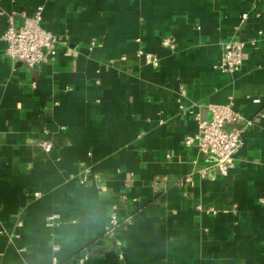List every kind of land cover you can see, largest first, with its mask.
<instances>
[{"label":"crops","instance_id":"obj_1","mask_svg":"<svg viewBox=\"0 0 264 264\" xmlns=\"http://www.w3.org/2000/svg\"><path fill=\"white\" fill-rule=\"evenodd\" d=\"M38 7L58 56L29 68L2 36ZM232 39L244 62L224 73ZM229 103L244 120L226 129H245L244 145L221 176L185 139ZM84 256L264 264V0H0V264Z\"/></svg>","mask_w":264,"mask_h":264},{"label":"built area","instance_id":"obj_2","mask_svg":"<svg viewBox=\"0 0 264 264\" xmlns=\"http://www.w3.org/2000/svg\"><path fill=\"white\" fill-rule=\"evenodd\" d=\"M22 23L16 27L12 17L7 19V28L2 36L5 45V56L11 61L22 62L29 68L38 65L55 62L58 56L59 39L54 34L43 27V7H38L31 15L21 14ZM248 15L242 17V21L247 20ZM163 46L174 48L170 39L163 40ZM257 43L256 39L251 41L252 45ZM246 43L232 39L223 46V57L216 66L221 72H237L244 62V49ZM137 55L144 58L145 62L152 67H159V59L153 54L139 50ZM212 118L210 121L200 120L198 117V133L185 139V145L190 147L194 144L198 149L207 154L213 163V167L221 176H228L234 169L235 159L240 149L244 145L245 129L233 128L227 130L226 126L242 122L244 118L235 111L233 104L210 105ZM43 151L50 154L53 151V144L46 140L40 144ZM209 170L200 172L204 178L209 175ZM188 181V180H186ZM87 177L80 179L81 184H86ZM36 196H39L36 194ZM55 217H51L54 220ZM120 221L116 214L111 215L109 227L106 235L113 236L119 227ZM87 256L81 257L80 264H86ZM53 264H59L57 259H53Z\"/></svg>","mask_w":264,"mask_h":264}]
</instances>
